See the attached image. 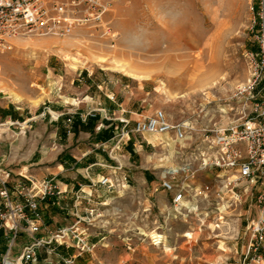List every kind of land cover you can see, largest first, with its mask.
<instances>
[{
    "label": "rangeland",
    "instance_id": "1",
    "mask_svg": "<svg viewBox=\"0 0 264 264\" xmlns=\"http://www.w3.org/2000/svg\"><path fill=\"white\" fill-rule=\"evenodd\" d=\"M110 2L100 26L79 28L70 36L24 35L12 49L0 50V97L13 100L24 116H37L43 106L62 109L65 102H76L70 96L75 88L81 90L72 84L78 74L99 81L112 77L111 84H103L111 91V101H118L122 90L131 92L130 100L119 102L134 106L137 116L163 110L170 121L189 128L181 140L173 134L164 141L160 134H144L156 145L145 147L143 165L158 178L140 173L133 180L122 174L118 185L87 189L90 194L81 198L82 209L70 224L53 226L45 220L48 228L75 231L68 246L55 244L51 253L42 247L38 259L27 264H264V240L256 251L249 249L247 225L257 213L256 189L246 191L244 182L226 187L225 171L200 167L199 155L208 146L212 128L241 121L244 98L234 97V91L249 76L247 52L258 49L261 0ZM263 86L264 81L256 97L264 93ZM47 98L59 101L43 103ZM0 113V166L34 161L38 141L47 138L51 128L37 117L29 126L8 123L2 109ZM122 121L128 128L134 125ZM186 161L197 170L192 195L178 210L172 207L171 193L166 206H159V178ZM80 238L89 248L83 249ZM29 240L21 233L18 248Z\"/></svg>",
    "mask_w": 264,
    "mask_h": 264
},
{
    "label": "built area",
    "instance_id": "2",
    "mask_svg": "<svg viewBox=\"0 0 264 264\" xmlns=\"http://www.w3.org/2000/svg\"><path fill=\"white\" fill-rule=\"evenodd\" d=\"M110 3V0H0V50L12 49L14 41L24 35L70 36L79 28L100 26ZM258 17V49L247 52L249 76L234 91V97L244 98L241 121L212 128L208 146L199 154L200 167L215 166L225 171L226 187L244 182L246 191L256 189L257 213L247 225L249 249L253 251L264 240V93L255 95L264 81V0L260 2ZM188 128L185 123L170 121L163 110H156L136 120L132 129L123 130L120 137L132 131L141 135L172 133L181 140ZM196 171L193 163L186 161L166 169L159 178L161 187L172 194L175 210L182 207L187 195H192ZM99 182L115 186L119 180L104 176ZM59 193L54 178L39 180L22 173L14 179L9 168L0 166V264L35 262L42 247L51 253L55 244L68 246L75 231L68 227L48 228L41 208L42 201L54 197V203ZM21 233L30 240L18 248ZM79 240L83 249L89 248L84 238Z\"/></svg>",
    "mask_w": 264,
    "mask_h": 264
},
{
    "label": "crops",
    "instance_id": "3",
    "mask_svg": "<svg viewBox=\"0 0 264 264\" xmlns=\"http://www.w3.org/2000/svg\"><path fill=\"white\" fill-rule=\"evenodd\" d=\"M115 81L118 83L119 79ZM106 82L108 85L111 84L112 77H107L106 81H99L97 76L78 74L72 79V84L76 83L81 90L74 87L76 94L70 96L76 102H71L69 105L65 102L62 109L55 104L43 106L37 116H29V112H26L24 116L23 112L18 111L20 108L13 100L0 97V109L3 110L8 123L22 122L29 126L30 122L37 117L42 121V126L51 128L48 137L42 136V140L38 141L40 147L34 161L18 160L16 167L6 166L12 171L14 179L22 174L23 169L28 171V175L39 180L54 178L58 183L60 193L57 198L55 197L57 201L53 203L54 197H48L41 202L43 215L50 225L70 224L72 215L79 214L82 209L81 198L86 199L90 194L87 189L92 191L95 186L104 185L99 182L104 176L118 178L122 174H128L135 180L136 175L140 177L142 173L145 178H158L157 172H148V167L143 165L146 157L145 147H154L156 144L144 134H139L143 137L139 139L137 133L132 131L131 136L120 137L123 130L132 129L123 123V119H129L134 124L135 120L148 117L153 113L137 116L134 106H126L124 102H119L125 98L130 100L131 92L126 94L122 90L118 101H111L108 98L111 96V91L103 85ZM53 99L47 98L43 103L46 101L58 103L59 100ZM99 106L102 108L99 109ZM93 109L98 110L95 114H90ZM17 115L22 116V121L17 119ZM56 115L60 117L56 119ZM70 116L73 117L72 123L68 122ZM170 135L172 133L160 134V140L164 141ZM152 161L155 162V160ZM155 189L159 197V206H166L168 192L163 188L159 190L157 185Z\"/></svg>",
    "mask_w": 264,
    "mask_h": 264
},
{
    "label": "bare ground",
    "instance_id": "4",
    "mask_svg": "<svg viewBox=\"0 0 264 264\" xmlns=\"http://www.w3.org/2000/svg\"><path fill=\"white\" fill-rule=\"evenodd\" d=\"M238 4H243L245 0H236ZM116 35V33L114 34ZM20 39H23V38H20ZM70 40H65L66 43H69ZM71 42V41H70ZM75 42L76 43H81L82 42V39L81 38H76L75 39ZM72 43V42H71ZM67 55V54H66ZM123 69L125 70V72L129 73L130 75H132L133 77H137V74L133 73L132 71L126 69L123 67Z\"/></svg>",
    "mask_w": 264,
    "mask_h": 264
},
{
    "label": "trees",
    "instance_id": "5",
    "mask_svg": "<svg viewBox=\"0 0 264 264\" xmlns=\"http://www.w3.org/2000/svg\"><path fill=\"white\" fill-rule=\"evenodd\" d=\"M0 241H1V238H0Z\"/></svg>",
    "mask_w": 264,
    "mask_h": 264
}]
</instances>
